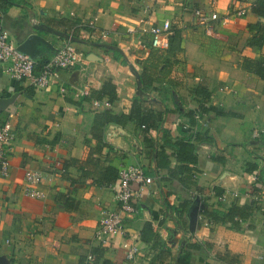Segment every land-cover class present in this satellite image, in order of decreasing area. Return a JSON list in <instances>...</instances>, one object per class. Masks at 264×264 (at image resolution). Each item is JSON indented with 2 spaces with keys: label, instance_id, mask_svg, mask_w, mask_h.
<instances>
[{
  "label": "crops",
  "instance_id": "crops-1",
  "mask_svg": "<svg viewBox=\"0 0 264 264\" xmlns=\"http://www.w3.org/2000/svg\"><path fill=\"white\" fill-rule=\"evenodd\" d=\"M255 1L0 0L2 27L16 49L30 36L40 38L28 50L36 72L68 42L71 36L62 33L67 28L78 29L72 44L88 62L82 69L61 71L59 79H52L45 89L11 80L4 72L6 65L0 64V99L14 97L11 104L0 107V127L9 124L14 134L8 150L9 174L0 179V264H226L228 255L238 264H264V136L255 140L251 135L255 128L264 127V80L243 66L244 59L255 61L264 54V47L260 52L246 47L247 25L264 23L250 9ZM198 9L215 13L217 20L197 25L194 12ZM238 9H244L242 17L233 15ZM166 21L179 41L169 42L168 51L153 49L149 29ZM33 25L43 29L34 30ZM105 32L108 38L101 42L98 35ZM94 43L116 50L94 47ZM117 50L131 53L148 66L152 55L175 62L167 78L172 83L169 93H147L159 101L160 111L136 96L131 64ZM136 71L140 74V68ZM106 82L115 87L116 100L109 110L96 111L91 102ZM198 86L211 93L209 106L226 116L209 113L195 127L187 112L197 108L190 90ZM60 87H65V94ZM84 87L89 98H75L72 89ZM138 107L161 114L159 129L170 141L194 134L198 128L207 133L209 141L197 145L196 164L188 165L196 172L195 182L156 168L151 149L163 144V133L146 132L139 126L131 114ZM103 111L123 119L104 128L102 142L112 151L103 150L101 160L107 158L106 165L119 173L128 166H140L154 179L135 202V215L124 220L125 236L113 235L107 246H101L94 234L100 212L118 209L115 183L99 186L93 178H81L70 169L71 184L56 166L86 159L96 146L93 117ZM172 152L166 149L171 169L176 163ZM248 163L255 164L258 172L248 174ZM26 170L43 174L37 189L44 198L24 196ZM255 187L260 189L257 210L238 225L215 223L202 212L193 221L191 208L180 221L172 212L200 188L205 208L225 213L232 205H249L251 200L245 196ZM59 194L70 196L72 210L57 203ZM145 224L151 225L156 236L148 244L141 240ZM191 244L199 250L186 247ZM133 248L137 254L128 261L126 255ZM89 256L94 260L89 261Z\"/></svg>",
  "mask_w": 264,
  "mask_h": 264
},
{
  "label": "trees",
  "instance_id": "trees-1",
  "mask_svg": "<svg viewBox=\"0 0 264 264\" xmlns=\"http://www.w3.org/2000/svg\"><path fill=\"white\" fill-rule=\"evenodd\" d=\"M250 9L255 16L264 19V0H256L251 5ZM246 29L250 34L249 39L246 41V47L260 52V50H262L264 47V23L257 22L256 24L247 25ZM84 30H87V28L85 27ZM73 31L72 29L70 30L67 28V30H63L62 33L71 37H77L76 34L78 33V29H75L77 33ZM172 40L179 41L178 34L173 32V30L171 36L169 37V42ZM115 53L119 55V57L125 58L126 63H130L135 69L137 67L140 68L139 76L142 83L141 88L144 93H148L149 91L158 92V94L169 93V87L172 83L167 78L175 62H170L169 60L164 61L156 55H152L151 59H153V61H147L149 64L148 66L144 65L143 62L138 61V59L133 57V55L129 52H121L117 50ZM243 66L245 71L253 73L260 80H264V54H261L255 61L244 59ZM152 84H158L159 87L154 88L152 87ZM114 88L115 87L110 82L104 83L102 88H100L101 90L95 94L94 99L98 101L107 100L112 104V102L116 100V91ZM190 95L197 104L196 110L187 112V118L191 126L196 127L197 125V119H195V116H198L199 119L203 118L204 115H208L209 113H214L216 116H226V114L219 109L209 106L211 101V93L206 88L201 86L193 88L190 90ZM131 114L135 115V120L139 126L145 127L144 131L147 132L150 129L160 130L159 127L162 122L161 114L144 108L141 110L140 107L134 109ZM121 119H123L122 116H113L109 113V111H103L102 113H97L94 115L92 120V129L96 133L93 134L92 137L96 140V146L94 149L89 150L86 159H70L62 164L63 173L61 176L64 180H68L71 184H73L74 181L71 180L67 174L68 170L75 169L80 173L81 178H93L94 183L99 186H109L118 181L119 172L115 168L106 165L108 161L107 158H105V160H101L103 150H107V153L112 151L111 147L102 142V132L104 128L110 124H119ZM161 132L163 133V131ZM162 139L163 144L158 147L159 149H151L152 154H155L156 168L170 171L172 173V177L179 178L180 176H184L188 181L195 182L193 176L196 172L195 170L189 168L188 165L196 164L197 145L209 141L207 133L205 131L201 132V130L198 128L194 134L184 135L182 139L177 140L176 142L170 141L165 133H163ZM85 145L90 147V142H85ZM166 149L173 151L172 156L176 160L173 169L170 168V162L168 161L169 156L166 153ZM246 166V172L248 174H254L258 172V167L255 164L248 163ZM194 192L196 194H201V189L196 188ZM250 193L254 196H259L260 189L255 187ZM70 200L71 199L68 194H59L56 198L57 203L61 205L64 210L73 209V206L69 205ZM192 203L193 198L190 197L189 200L183 201L178 207H173L172 212L176 214L179 221L181 220L182 216H184L191 208ZM256 210L257 202L251 201L249 205L242 207L232 205L227 212L221 214L215 211H208L204 206L202 215L215 223H230L233 225H238L240 222L247 221ZM155 238L156 236L151 230V225L145 224L141 234L142 242L148 244L151 243ZM186 247L194 251L199 250V247H197L195 244H191ZM223 262L226 264H238L236 260H234L233 257L229 255L227 256L226 261Z\"/></svg>",
  "mask_w": 264,
  "mask_h": 264
},
{
  "label": "built area",
  "instance_id": "built-area-1",
  "mask_svg": "<svg viewBox=\"0 0 264 264\" xmlns=\"http://www.w3.org/2000/svg\"><path fill=\"white\" fill-rule=\"evenodd\" d=\"M244 9H238L233 15L242 17ZM0 13V64L6 65L4 72L14 81L25 80L29 86L35 89H45L49 86L52 79H59L61 71H73L77 68H84L87 65V59L80 53L74 45L68 41L59 47L54 55L44 62L39 71L36 72L35 61L25 53L19 52L16 47L8 40V35L2 27ZM195 23L200 26H205L211 21H216L215 13L205 14L203 10H196L194 12ZM90 28L95 32L93 24L90 23ZM172 29L169 22H164L161 26H154L149 29L151 37V47L153 49L166 51L169 48V37ZM108 33H99V39L104 42L108 38ZM88 87L73 88L75 98L85 101L90 96ZM60 93L65 94L67 90L65 87H60ZM91 106L94 110H109L111 103L107 100H93ZM195 119L199 120L198 116ZM144 129V126H141ZM252 138L257 140L264 136V127L255 128L252 131ZM13 130L9 124H4L0 127V179H4L9 174V157L8 150L13 141ZM56 166L63 173L62 165L57 163ZM196 176L194 175L193 178ZM153 178L147 177L145 171L140 166H128L122 169L119 173L118 181L112 186L114 192V199L118 205L116 211L100 212L97 228L94 234V239L101 245L107 246L113 235L125 236L124 220L133 217L136 213L135 202L141 194L147 191V188L153 183ZM156 180V179H155ZM25 185L23 187V194L25 197L42 199L43 193L37 189L43 181V174L37 171L26 170L24 172ZM258 178L254 177V182ZM135 186V188L133 187ZM193 201L198 199L200 201V212L203 211V197L200 194L192 193ZM234 198L238 195L234 194ZM245 197L251 201L258 202L259 196H254L251 193ZM223 199V198H222ZM199 215V214H198ZM137 254V249H130L126 255L128 261H132ZM89 261H93V257H88Z\"/></svg>",
  "mask_w": 264,
  "mask_h": 264
},
{
  "label": "water",
  "instance_id": "water-1",
  "mask_svg": "<svg viewBox=\"0 0 264 264\" xmlns=\"http://www.w3.org/2000/svg\"><path fill=\"white\" fill-rule=\"evenodd\" d=\"M34 30H42L43 28L41 26L38 25H33L32 27ZM36 41H40L39 37H35V36H30L28 37V39L22 44L20 45V47L17 49L19 52L21 53H25L28 54L31 58V54L29 53V49H32L34 46V43ZM68 41H70L71 43L76 42V39L72 38V37H68ZM94 47H98V48H103V49H109V50H116L114 47L104 44V43H94L92 44ZM33 59V58H32ZM131 74L134 76L135 80H136V96L141 98V99H146L147 102H149L150 104H152L153 106H155L157 108L158 111H160V103L159 101H157L155 98H150L149 95L147 93H144L142 90V83H141V79L140 76L138 74V72L136 71V69L130 65L129 66ZM14 100V97H12L11 99H0V107H6L8 104H11ZM200 201L198 199H196L191 207V211L193 214V221L195 219V217L198 216L199 212H200Z\"/></svg>",
  "mask_w": 264,
  "mask_h": 264
}]
</instances>
